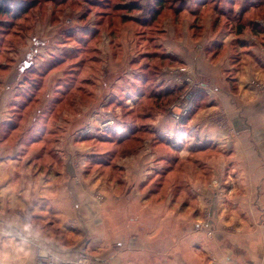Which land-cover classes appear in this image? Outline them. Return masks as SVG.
I'll list each match as a JSON object with an SVG mask.
<instances>
[{
  "label": "crops",
  "instance_id": "crops-1",
  "mask_svg": "<svg viewBox=\"0 0 264 264\" xmlns=\"http://www.w3.org/2000/svg\"><path fill=\"white\" fill-rule=\"evenodd\" d=\"M185 1L199 3L196 24L167 26L148 95L129 70L71 90L34 37L27 60L12 49L0 61V264H264V35L246 9L235 32L208 17L202 30L206 2ZM103 80L125 115L98 101ZM172 99L194 106L179 124ZM147 101L136 119L156 144L119 153ZM106 139L113 152L93 146Z\"/></svg>",
  "mask_w": 264,
  "mask_h": 264
},
{
  "label": "rangeland",
  "instance_id": "rangeland-1",
  "mask_svg": "<svg viewBox=\"0 0 264 264\" xmlns=\"http://www.w3.org/2000/svg\"><path fill=\"white\" fill-rule=\"evenodd\" d=\"M5 1L8 8H12V15L15 14V11L22 4L35 5L29 16H21L19 20L8 21L4 16H0V46L16 50L17 54H15V58L27 60L28 55L25 52L31 47L27 46L28 49L24 51L22 47L26 41L27 43L33 41L32 37L38 38V40H43L49 44L48 48H45L44 51L43 48L39 49L45 56L47 53L54 56V59L49 64L55 63V60L59 61L66 58L64 62L66 61L67 64L63 65L62 61L59 62L60 64H56L55 70L59 71H53L55 72L53 78L66 76L67 81L65 83L70 84L71 90H76L83 84L88 85V83H93V87H95L96 83L93 81L87 83L82 81L84 77H89L90 74L97 73L98 75H104L115 73L119 76L125 75L126 71L129 70V72L133 71V73L137 74L138 82L136 85L139 86L140 91L147 90V95L153 90L154 85L152 82L155 76L162 71L161 63L165 62L162 60H166V51L163 44L166 40L167 26L169 25V29H172V26L175 24H181L180 28H182L183 24H196L197 16L191 15L199 6L197 1L194 2L193 7L188 6V2L185 0H164V3L162 0ZM199 2H206L207 4L205 9H199L202 13L201 22L198 25L202 26H200L202 30H205V19L208 17L211 18L210 24L213 25V22L217 21L221 24V27L225 28L226 33L235 32L238 26V14H240L238 10L241 12V9H246L249 12L247 15H253L255 20L258 21L253 24L252 30L254 28L258 29L260 32L259 37L264 35V0H199ZM215 26L212 27L215 28ZM202 30L199 31L200 33L198 31L195 33L203 35L204 31ZM178 32V30L174 31L176 37L182 35ZM32 48L34 51V47ZM223 49L219 50V54H228L235 51V48L230 46L225 50ZM0 57H2V54ZM4 58H8L7 60H9L10 57L9 55H5ZM77 67L79 68L78 70ZM70 73L79 77L77 79L75 77L74 79ZM143 77H148L151 81L146 87L142 85ZM36 79L39 80V78ZM71 79H74L75 83H72ZM104 81L101 83L102 87L100 89L97 88V92L100 94L98 101H101V103L104 101L105 104L113 103L110 110L115 114L118 109V115H125L127 109L119 105L116 100L112 99L113 102H111V97H107L109 88ZM93 87L90 88L96 90ZM119 88H117L114 94L119 95L123 100L124 98L122 97H124L126 88ZM136 88L133 87L132 89L136 91ZM71 99L73 98H69V100ZM91 100L86 96L83 97L84 105L86 103L85 106H88ZM150 102H144V106L140 108L138 113L128 119L132 120L134 125L131 128L127 127L126 130L130 131L132 128V130L141 128L138 129L140 133L137 135V138L150 139L156 144V136L149 134V131L146 134L142 130L145 121L136 119L138 115L139 117L142 116L141 112H147L148 105L151 104ZM175 104L170 106L171 116L172 106ZM65 108L74 110L70 103L64 105L56 111L58 113L52 116L51 123L57 121L61 112L66 110ZM111 142L113 143V140ZM111 142L110 139H106L100 142L101 144L95 142L93 146H100L101 151L104 152H113L115 146ZM128 146L133 150L138 144L132 142ZM117 151L125 153L123 149H118ZM100 198L103 200L102 197ZM46 260L47 263L45 264H59L56 258L53 257H48ZM62 264L73 263L66 261Z\"/></svg>",
  "mask_w": 264,
  "mask_h": 264
},
{
  "label": "trees",
  "instance_id": "trees-1",
  "mask_svg": "<svg viewBox=\"0 0 264 264\" xmlns=\"http://www.w3.org/2000/svg\"><path fill=\"white\" fill-rule=\"evenodd\" d=\"M6 1L5 0H0V16H4L6 19H8V21L10 20V21H15V20H19V19H21L20 17L22 16V17H26V16H29V14H30V12L32 11V9H34L35 8V5L34 4H29V5H24V4H22L16 11H15V14H13L12 15V12H11V9L12 8H8V6L6 5V3H5ZM162 2L164 3V0H162ZM3 31H4V29H3ZM3 36V35H2ZM13 48H3V46H0V56H1V54H2V57H0V61L1 60H7V59H5L4 58V56L5 55H8V53L12 50ZM64 60H66V58H63V59H61V60H56L55 62V64H60L59 62H61L63 65H65V64H67L66 63V61L64 62ZM64 62V63H63ZM75 69V68H74ZM74 69H72V70H74ZM79 68L77 67V70H78ZM70 75H72V77L75 79V75L74 74H72V73H70ZM74 79H71L70 81L73 83L74 82ZM75 83V82H74ZM147 91V90H146ZM152 91V90H151ZM150 91V92H151ZM150 94V93H149ZM72 97V96H71ZM174 100H175V98H174ZM172 101H173V99L169 102V105L170 104H172ZM55 111V110H54ZM56 113H58V112H56ZM56 113H54V115L56 114ZM53 115V116H54ZM138 129H141V128H138ZM138 129H134L133 131H132V133L130 134L131 136H134L132 139L133 140H131L128 144H126V145H124L123 146V150L124 151H127V153H132V152H135V151H138L140 148H142V143L144 142V140L146 139V138H137V135L140 133V131L138 130ZM142 130H143V132L144 133H146V134H148V131L145 129V128H142ZM142 132V131H141ZM130 136V137H131ZM140 139V140H139ZM112 140V139H111ZM116 141L117 140H113V142L114 143H116ZM132 142H135V143H137L138 144V146L135 148V149H131L128 145H130V143H132ZM117 144V143H116Z\"/></svg>",
  "mask_w": 264,
  "mask_h": 264
},
{
  "label": "built area",
  "instance_id": "built-area-1",
  "mask_svg": "<svg viewBox=\"0 0 264 264\" xmlns=\"http://www.w3.org/2000/svg\"><path fill=\"white\" fill-rule=\"evenodd\" d=\"M185 69L180 70V72H185ZM188 76V75H187ZM185 83L187 84H193V80H191V77H187ZM193 104L190 102H185L184 104L180 105V104H175L174 106H172V118L173 120L179 124L180 122H182V120L184 118H186L193 110ZM111 123V122H109ZM109 123H107V125H104V127H107L109 125Z\"/></svg>",
  "mask_w": 264,
  "mask_h": 264
}]
</instances>
